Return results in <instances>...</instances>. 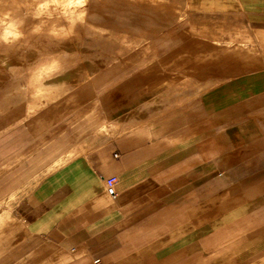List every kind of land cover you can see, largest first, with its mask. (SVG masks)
<instances>
[{
  "label": "crops",
  "instance_id": "obj_1",
  "mask_svg": "<svg viewBox=\"0 0 264 264\" xmlns=\"http://www.w3.org/2000/svg\"><path fill=\"white\" fill-rule=\"evenodd\" d=\"M183 1L177 14L175 0H142L150 9L144 32L167 26V34L182 36L153 43L152 63L144 59L121 78L122 89L142 82L148 90L136 111L141 120L132 124L126 111L62 165L0 183V264H57L61 257L71 264H264V233L240 239L241 198L209 189L217 173L230 176L220 166L236 152L234 121L225 116L232 103L221 99L264 89V73L241 72L256 59L264 66V41L263 55L254 45L264 28L253 37L245 22L249 11L264 10V0ZM221 25L239 26L237 37L223 42ZM232 70L237 89L226 90L221 77ZM65 76L42 93L78 79ZM111 175L118 176L116 197L106 189Z\"/></svg>",
  "mask_w": 264,
  "mask_h": 264
},
{
  "label": "rangeland",
  "instance_id": "obj_2",
  "mask_svg": "<svg viewBox=\"0 0 264 264\" xmlns=\"http://www.w3.org/2000/svg\"><path fill=\"white\" fill-rule=\"evenodd\" d=\"M184 3L175 0L177 14L182 13ZM32 7L31 0H6L0 10L23 15ZM149 10L142 0H90L87 23L78 25L71 34L50 35L52 22L34 34L32 26L36 22L29 19L21 41L0 45L1 185L23 181L26 173L40 175L41 170L48 172L62 165L105 122H119L126 111L132 124L142 119V114L136 111L146 96L142 90H148L142 82L122 89L121 78L141 69L144 59L152 63L153 43L182 36L167 34V26L158 27L154 33L144 32L143 14ZM245 22L254 37V29L264 28V10L249 11ZM239 29L235 25L228 28L221 25L223 42L230 40L229 36L235 39V31ZM261 36L256 34L254 38L256 54L263 53ZM50 56L60 60L62 68L58 78L48 81L49 86L42 90L66 81L67 72H75L78 79L69 88L63 85L48 93L37 91L39 82L35 80L28 87L30 69ZM260 63L262 59H256L241 72H248L245 76L263 74L264 66ZM238 76V71L232 70L221 77L224 84L221 80L216 83L226 90H236L231 84ZM242 95L220 101L222 105L232 103L225 116L234 121L236 152L233 162H222L220 166L221 172L229 168L230 176L217 173L219 181L209 189L224 192L221 195L226 198H241L243 205L238 212L241 228H245L240 238L244 242L247 233H264V89ZM31 179L36 181L38 177Z\"/></svg>",
  "mask_w": 264,
  "mask_h": 264
},
{
  "label": "clouds",
  "instance_id": "obj_3",
  "mask_svg": "<svg viewBox=\"0 0 264 264\" xmlns=\"http://www.w3.org/2000/svg\"><path fill=\"white\" fill-rule=\"evenodd\" d=\"M6 0H0V8ZM90 0H31L32 9L25 10L23 15L13 14L11 10H0V45H13L21 41L25 33L23 31L29 19L36 23L32 26L34 34L40 33L48 22L49 34L58 36L61 33L71 34L78 25L87 23L89 15L88 5ZM61 62L55 56L37 62L30 69L28 87H32V81H38L36 90L49 86L48 81L57 79L61 72ZM105 127H100L98 132L106 133ZM57 264H71V257H61Z\"/></svg>",
  "mask_w": 264,
  "mask_h": 264
},
{
  "label": "built area",
  "instance_id": "obj_4",
  "mask_svg": "<svg viewBox=\"0 0 264 264\" xmlns=\"http://www.w3.org/2000/svg\"><path fill=\"white\" fill-rule=\"evenodd\" d=\"M105 183H106V189H107L108 193L112 197H116L118 194V191H117L118 176L111 175V176L107 177L105 179ZM93 264H103V263H102L100 258H96L94 260Z\"/></svg>",
  "mask_w": 264,
  "mask_h": 264
}]
</instances>
